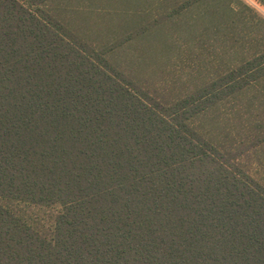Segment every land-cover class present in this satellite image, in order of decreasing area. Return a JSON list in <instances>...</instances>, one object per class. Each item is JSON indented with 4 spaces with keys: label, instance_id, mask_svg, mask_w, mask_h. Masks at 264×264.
<instances>
[{
    "label": "trees",
    "instance_id": "obj_1",
    "mask_svg": "<svg viewBox=\"0 0 264 264\" xmlns=\"http://www.w3.org/2000/svg\"><path fill=\"white\" fill-rule=\"evenodd\" d=\"M63 1L0 0V264H264V17L194 0L248 49L155 90L116 48L163 21Z\"/></svg>",
    "mask_w": 264,
    "mask_h": 264
},
{
    "label": "rangeland",
    "instance_id": "obj_2",
    "mask_svg": "<svg viewBox=\"0 0 264 264\" xmlns=\"http://www.w3.org/2000/svg\"><path fill=\"white\" fill-rule=\"evenodd\" d=\"M240 1L264 17V0ZM63 2H70L69 4L80 7L90 4H110L121 11L125 10L123 9L125 7L124 5L130 2V6L132 7H143L150 11V13L144 17L146 22H152L157 18L163 21L166 27L162 28V31L159 33L160 35L154 37L163 38L164 41L166 40L168 42V48L160 53L159 56L156 57L145 51L144 48L148 42L147 39H141L139 41L133 40L132 43L117 46L116 48L119 55L121 54L119 59L122 61V66L126 67L128 63L131 62L132 66L135 68L125 69L134 73L135 77L142 80V82L148 81L151 88L155 90L162 89L172 83L175 86L185 83L188 81L187 76L190 74L204 75L207 70L210 71L214 68L225 69L232 63L231 54L234 49H248L247 37H250L249 35L251 32L248 31V28H244V31H241V28L236 30L231 29L229 31L231 34L235 33L237 37H240L241 34L244 36V42L237 45L236 48L232 45L231 41L228 40L225 31L224 33H219L213 28L216 22L209 23L206 14L209 5H202L200 3L195 4L194 0H64ZM232 2L234 1L232 0ZM188 3H190L191 10H189L188 14L176 16V26L173 28L175 30H172L168 23L171 19H168L165 14L177 10L183 5H188ZM238 3L239 2L233 3L236 8L239 7ZM80 17L81 16H76L71 19L81 22L79 19ZM88 18L92 20L91 15H88ZM82 34L92 39H103L108 35V32L85 31L82 32ZM155 34L156 31L152 30V35ZM134 42L136 45L133 44ZM217 60L218 62L216 64L211 63V61ZM139 62H146L143 64L146 70H139L141 67ZM199 71L203 73H198ZM262 109H264V106H262ZM236 129L233 130L236 131ZM260 158L264 162V149L261 152ZM252 160V162L255 161V159ZM261 171L264 173V169H261Z\"/></svg>",
    "mask_w": 264,
    "mask_h": 264
}]
</instances>
